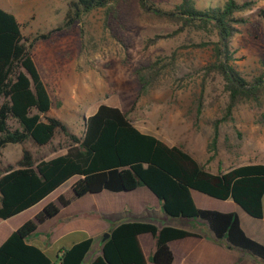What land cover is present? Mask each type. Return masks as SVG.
Returning <instances> with one entry per match:
<instances>
[{
  "label": "trees",
  "instance_id": "trees-1",
  "mask_svg": "<svg viewBox=\"0 0 264 264\" xmlns=\"http://www.w3.org/2000/svg\"><path fill=\"white\" fill-rule=\"evenodd\" d=\"M110 0H70L64 21L47 32L26 35L15 14L0 5V218L13 216L39 202L73 176L78 178L69 191L49 202L34 219L25 221L0 245V264H53L39 247L26 239L42 223L58 213L73 198L87 193L131 191L146 186L159 200L162 211L172 218L200 219L211 231L214 240L228 247L248 252L264 262V242H258L243 231L235 212L201 209L195 206L191 189L218 199H232L255 218L263 216L264 163L232 165L226 170L208 166L217 159L220 125L233 120L232 112L243 102L261 106L264 97L262 74L248 80L233 64L229 43L237 26L245 18L236 13L250 10L256 0H224L220 5L197 7L195 0H181L163 11L151 0H139L144 14L165 16L187 25L209 26L218 40L213 42V60L205 67L223 79L227 101L221 116L210 120L211 134L203 162L197 161L180 144H168L156 135L140 130L117 106L101 103L89 114L81 135L69 130L59 118L49 115L52 102L46 84L33 59V48L40 39L55 30L71 27L95 9L105 16L114 12ZM155 35L146 41L155 42ZM167 62L157 56L135 70L139 94H147L160 80ZM208 104H213L209 102ZM204 104L200 94L196 100L199 115ZM62 132L67 138L65 151L48 159L36 157L22 147L14 163L1 161L2 149L8 144L29 141L37 147L50 144ZM148 232L154 238L149 261L171 264L169 241L197 232L174 225L157 226L150 221L122 220L108 231L101 254L89 264H146L138 242V234ZM93 239L86 237L65 247L54 264H81Z\"/></svg>",
  "mask_w": 264,
  "mask_h": 264
},
{
  "label": "rangeland",
  "instance_id": "rangeland-1",
  "mask_svg": "<svg viewBox=\"0 0 264 264\" xmlns=\"http://www.w3.org/2000/svg\"><path fill=\"white\" fill-rule=\"evenodd\" d=\"M69 1L0 0V5L15 14L24 34L35 35L60 25ZM116 1L114 12L107 16L103 9L92 10L71 27L55 30L35 43L33 59L52 102L49 114L81 135V117L93 113L101 103L117 106L140 130L168 144L182 145L203 162L211 134L210 120L222 115L227 101L221 76L206 75L205 70L213 60L216 31L209 26L144 14L139 0ZM151 1L168 11L181 0ZM223 2L195 0L197 7ZM236 15L243 16L246 22L237 26L229 48L234 66L251 80L264 68V0H256L250 10ZM165 34L171 35L146 43L155 35ZM157 56L166 60L165 71L159 82L141 95L135 70ZM200 94L207 106L198 115L196 100ZM232 117V121L220 125L219 152L208 166L211 170L264 163V97L261 106L238 104ZM66 144L62 132L42 147L29 141L8 144L2 149L1 161L5 164L15 159L19 148L26 146L36 157L55 156L65 151ZM95 249L94 244L91 253Z\"/></svg>",
  "mask_w": 264,
  "mask_h": 264
},
{
  "label": "crops",
  "instance_id": "crops-1",
  "mask_svg": "<svg viewBox=\"0 0 264 264\" xmlns=\"http://www.w3.org/2000/svg\"><path fill=\"white\" fill-rule=\"evenodd\" d=\"M86 117L80 118L82 127ZM25 148L32 152L30 147ZM21 152L22 147L19 148L16 158L6 163H14L20 158ZM42 155L44 159L52 157ZM192 156L201 162L193 154ZM217 170L211 171L217 172ZM77 178L78 176L71 177L67 183L66 181L62 183L31 207L8 218H0V245L25 221L34 219L35 214L44 205L49 202L57 203V196L69 191ZM190 193L198 208L235 212L246 235L258 242H264V194L262 197L263 216L255 218L230 198L224 200L214 198L195 189H191ZM122 220L150 221L159 227L170 224L199 233V236L189 235L169 241L168 245L172 252L171 264H264L246 251L228 247L224 242L214 240L207 224L200 219L189 220L167 216L162 211L158 198L146 186L119 192L104 189L97 193H87L73 198L66 206H59L55 216L38 223L26 242L39 246L54 264L63 248L70 247L86 237H91L93 239L91 247L81 263L89 264L101 254L103 234ZM137 238L143 255L148 260L146 264H152L149 258L154 248L153 236L148 232H143L138 234ZM94 244L96 249L91 253Z\"/></svg>",
  "mask_w": 264,
  "mask_h": 264
},
{
  "label": "water",
  "instance_id": "water-1",
  "mask_svg": "<svg viewBox=\"0 0 264 264\" xmlns=\"http://www.w3.org/2000/svg\"><path fill=\"white\" fill-rule=\"evenodd\" d=\"M84 123V122H83ZM109 233L108 232H105L102 236V240H105L107 237H108Z\"/></svg>",
  "mask_w": 264,
  "mask_h": 264
}]
</instances>
